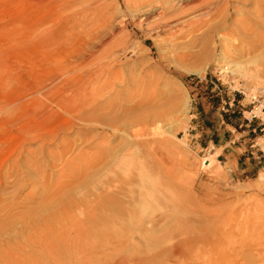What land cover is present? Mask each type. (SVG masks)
<instances>
[{
  "label": "rangeland",
  "instance_id": "rangeland-1",
  "mask_svg": "<svg viewBox=\"0 0 264 264\" xmlns=\"http://www.w3.org/2000/svg\"><path fill=\"white\" fill-rule=\"evenodd\" d=\"M136 1L0 0V252L48 264L53 238L56 264H264V156L244 175L218 156L254 144L229 103L264 88V0H220L198 27L189 10L174 38L167 1Z\"/></svg>",
  "mask_w": 264,
  "mask_h": 264
},
{
  "label": "bare ground",
  "instance_id": "bare-ground-1",
  "mask_svg": "<svg viewBox=\"0 0 264 264\" xmlns=\"http://www.w3.org/2000/svg\"><path fill=\"white\" fill-rule=\"evenodd\" d=\"M143 2V0H140V2ZM157 1V0H156ZM155 1V2H156ZM161 1V0H160ZM167 1V5L163 7V11L160 13L161 16L163 18H166L168 21L170 20V24H168L167 26V29L166 31H170L171 28H177V26L179 24H182V23H185V16H188L190 17V21L186 20L188 23H189V26L191 27H198L200 25H202L203 23H205L207 20L206 18L209 17V14L211 11L210 7H212L211 5H214L215 9H217L219 7V4H220V0H181V2L179 3H176L174 2V0H165V2ZM137 2V1H136ZM140 2H137L140 3ZM141 2V3H142ZM145 2V1H144ZM143 2V3H144ZM155 4V3H154ZM140 5V4H138ZM158 5V4H157ZM156 10V9H155ZM154 10V12H155ZM162 10V9H161ZM189 10H194L195 11V14H189V15H185L184 18H182V14L184 15L185 12L189 11ZM213 10V9H212ZM151 11V8L148 9V10H145L144 12L142 11V14L143 16H146L148 17V15H150V12ZM158 11V10H157ZM156 11V12H157ZM193 11V12H194ZM214 14V13H213ZM181 17V18H180ZM206 17V18H205ZM186 18V19H187ZM165 19V20H166ZM189 19V18H188ZM206 20V21H205ZM170 27V28H169ZM165 28V27H164ZM175 28V29H176ZM172 31V30H171ZM168 33V32H167ZM171 37L174 38L176 36V33L175 31H172L170 33ZM264 36V35H263ZM170 37V38H171ZM171 38V39H172ZM169 39V38H168ZM264 39V38H263ZM102 45V50L99 51L100 53V56L101 54H104V52L110 54L113 52V48L115 47V43H111L110 40H106V41H101V44ZM261 46V45H260ZM99 61V60H98ZM100 62V61H99ZM98 63V62H96ZM234 64V63H233ZM227 65V64H226ZM228 67V66H227ZM238 67V66H237ZM247 69V68H246ZM246 69H243L246 71ZM240 70H242L240 68ZM249 70V69H248ZM230 71V70H229ZM251 71V70H250ZM233 72V71H232ZM96 73V72H95ZM110 75L111 76V73H113V71L110 70ZM257 73V72H255ZM259 73V72H258ZM258 73L256 74V78H259V76L257 77ZM91 74V73H90ZM107 74V73H106ZM226 74V73H225ZM235 74V73H234ZM93 75V74H92ZM240 76L241 78H245L248 80V78H254L255 77V74H252L250 72H240ZM75 77V76H74ZM90 77V75H89ZM88 77V78H89ZM95 77V75L93 76ZM88 78H87V81H88ZM255 79V78H254ZM81 80V79H80ZM252 80V79H251ZM86 84V83H85ZM63 85V84H62ZM66 86V85H65ZM82 86V84H81ZM80 86V87H81ZM85 87V86H84ZM82 90V89H81ZM77 94V93H76ZM75 95V94H74ZM78 97V95H75ZM76 97V98H77ZM80 97V96H79ZM85 97V96H83ZM68 98V97H67ZM83 100V99H82ZM86 100V99H85ZM84 101V100H83ZM66 102V101H65ZM79 103V102H78ZM57 104V103H56ZM63 109V108H62ZM77 113H75L76 115ZM117 117V116H116ZM146 119V117H144L143 114H136V117L134 118L135 120H138L139 122L143 121ZM112 121V120H111ZM146 121V120H145ZM147 122V121H146ZM113 133H117L119 132V130L117 128H111ZM130 138V137H129ZM128 141V140H127ZM130 143V142H129ZM262 143V142H261ZM264 147V145H263ZM126 151V150H125ZM133 155V154H132ZM215 162H218L214 156H212L211 158H208V159H205V163L207 165H212L213 163ZM128 163V158L125 157V155L121 156L120 159H118V165H116L117 167L119 166L120 167V170H123L125 171V166L127 165ZM91 164V162L89 163ZM209 166V167H210ZM208 167V166H207ZM119 170V171H120ZM55 201V200H54ZM52 203V202H51ZM57 203V202H56ZM53 205V204H52ZM55 206V205H54ZM48 207V206H47ZM36 210H34V212H32V214H36ZM82 214V213H80ZM49 229V228H48ZM52 229V228H51ZM53 231V230H52ZM43 232H45V230H43ZM47 232V231H46ZM49 232V230H48ZM51 233V232H50ZM53 233V232H52ZM51 233V234H52ZM50 235V234H49ZM35 236V235H34ZM37 236V235H36ZM51 236V235H50ZM56 237V236H55ZM49 238V237H48ZM34 239V238H33ZM47 240V239H46ZM44 240V241H46ZM50 241V243H48V241H46L44 243V246H43V249H44V253L42 254V256L47 259L48 261V264H56V258H54V256H56V247L54 246L55 244L52 242L53 241V238H50L48 239ZM199 238L195 237V236H192L190 237V239L187 238H184L180 243H173L171 246H170V253L173 257H179L180 256H185L187 253V251H189L190 249H193L195 246L198 245L199 242ZM36 242V241H35ZM21 244V243H20ZM40 244V243H39ZM54 244V245H53ZM19 246V245H18ZM2 249V247H0ZM11 248V247H9ZM17 249H14L13 251H9V253H6L4 250L0 252V257H1V264H40L39 262L35 261V262H32L30 261L28 258H26L25 255H21V248H18L16 247ZM30 248V246H29ZM38 252V251H37ZM40 252V251H39ZM190 252H193V251H190ZM169 253V252H168ZM201 255V254H200ZM25 256V257H24ZM192 257V256H191ZM201 257V256H200ZM200 257L198 256L197 257V260L199 261L200 260ZM30 258V257H29ZM186 258V257H185ZM184 258V259H185ZM36 259V258H35ZM182 259V260H184ZM191 260V258H189ZM38 260V259H37ZM188 260V259H187ZM203 260V259H202ZM202 260H200L199 262H201ZM29 261V262H28ZM207 261H205L206 263ZM229 262V261H228ZM207 263H210L209 261ZM203 264V262H202Z\"/></svg>",
  "mask_w": 264,
  "mask_h": 264
},
{
  "label": "built area",
  "instance_id": "built-area-1",
  "mask_svg": "<svg viewBox=\"0 0 264 264\" xmlns=\"http://www.w3.org/2000/svg\"><path fill=\"white\" fill-rule=\"evenodd\" d=\"M232 91L234 94L230 98L229 104L231 107L234 106L237 93L243 96V99L239 101V105L241 106L239 113L245 126L250 128V131L255 134L254 144L251 145V148L258 155L260 153L261 156H264V147L261 143L264 141V88L255 87L247 91L233 88ZM245 101H247L246 104H244Z\"/></svg>",
  "mask_w": 264,
  "mask_h": 264
},
{
  "label": "crops",
  "instance_id": "crops-1",
  "mask_svg": "<svg viewBox=\"0 0 264 264\" xmlns=\"http://www.w3.org/2000/svg\"><path fill=\"white\" fill-rule=\"evenodd\" d=\"M202 133H204V131H202ZM233 137L234 136H231L229 140L218 145L221 149L218 156H223L227 160L226 164L230 163L234 171L238 174L244 175L259 168L260 162L257 161V159H259L257 152L253 150L251 146L247 147L243 145L242 147L236 148L234 145L237 137H234V139Z\"/></svg>",
  "mask_w": 264,
  "mask_h": 264
}]
</instances>
